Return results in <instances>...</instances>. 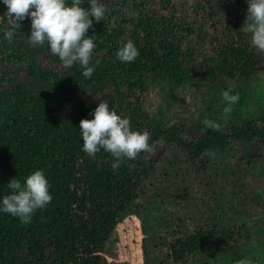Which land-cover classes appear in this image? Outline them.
Listing matches in <instances>:
<instances>
[{"label":"trees","instance_id":"obj_1","mask_svg":"<svg viewBox=\"0 0 264 264\" xmlns=\"http://www.w3.org/2000/svg\"><path fill=\"white\" fill-rule=\"evenodd\" d=\"M98 2L106 12L100 22L90 17L95 71L86 78L79 63L65 68L47 43L30 44V18L5 39L0 0V201L12 178L24 183L35 170L52 196L27 225L0 211V264H107L108 239L128 217L143 234L142 264L244 259L248 224L264 215V161L242 157L238 146L264 148V106L249 87L264 73V52L242 28L247 0ZM129 41L139 56L121 62L117 52ZM36 58L62 69L43 68ZM13 64L24 68V81L12 79ZM86 91L99 96L83 100ZM223 91L240 96L227 115ZM100 102L149 132L150 146L162 143L163 154L147 159L142 152L113 170L109 153L84 152L79 123ZM208 149L220 150L216 162L200 159Z\"/></svg>","mask_w":264,"mask_h":264},{"label":"clouds","instance_id":"obj_2","mask_svg":"<svg viewBox=\"0 0 264 264\" xmlns=\"http://www.w3.org/2000/svg\"><path fill=\"white\" fill-rule=\"evenodd\" d=\"M6 6L8 27L4 29V38L11 40L15 35L13 29L21 27L26 18L31 20V45L50 47L53 55L65 68L79 63L82 75L90 78L95 68L90 66L95 43L92 36L86 35L93 28V17L96 22L104 19L106 8L98 0H89V8L82 7L83 0H3ZM247 15L242 26L250 34L251 45L264 52V0H247ZM116 24L112 23L111 28ZM139 51L133 42H127L117 52L121 62H134ZM99 64V61H96ZM227 105L223 111L231 113L232 106L239 99V94L232 95L229 91L222 92ZM195 111V109H193ZM92 119H81L79 130L83 141V151L89 156L103 150L114 158L113 170H116L126 158L135 160L140 153L151 154L149 144L150 133L131 127L130 119L121 117L111 110L106 102L98 103L92 113ZM198 116V114H197ZM208 128L220 129V125L210 119L203 121ZM10 194L4 195L0 201V211L18 217L22 224H30L35 211L46 207L52 200L49 183L42 170H35L27 175L25 182L12 178L8 182ZM236 264H252L251 260L242 259Z\"/></svg>","mask_w":264,"mask_h":264},{"label":"rangeland","instance_id":"obj_3","mask_svg":"<svg viewBox=\"0 0 264 264\" xmlns=\"http://www.w3.org/2000/svg\"><path fill=\"white\" fill-rule=\"evenodd\" d=\"M37 63L46 69H52L60 72L62 67L48 59L36 58ZM12 79L24 81V68L20 65H12ZM249 87L252 90L256 100L264 106V73L258 78L249 82ZM99 94L93 92H81L79 97L83 100L90 101L97 98ZM60 101V109L65 113L68 109L67 103L63 100V95H58ZM177 122V120H173ZM190 135V132L188 133ZM240 155L242 157L260 158L264 161V148L256 143H239ZM164 152L162 143H155L152 147L151 154L147 153V159H156ZM221 153L217 149H208L201 155V160L216 162ZM248 234L250 235V253L244 258L258 259L264 264V215L254 216L248 224ZM143 234L140 228L139 221L134 217H128L119 223L112 234L103 253L107 264H142L141 242ZM214 264H236L231 260L218 259Z\"/></svg>","mask_w":264,"mask_h":264}]
</instances>
